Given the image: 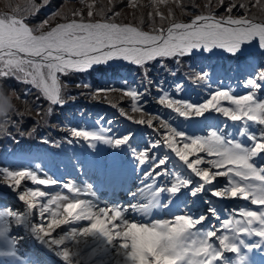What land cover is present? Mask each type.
Wrapping results in <instances>:
<instances>
[{"label": "snow or ice", "instance_id": "snow-or-ice-1", "mask_svg": "<svg viewBox=\"0 0 264 264\" xmlns=\"http://www.w3.org/2000/svg\"><path fill=\"white\" fill-rule=\"evenodd\" d=\"M169 2L150 0L149 7L153 11L148 13L149 20L153 21L155 17L161 21L170 20L167 28L162 24L159 27L153 24L150 31L132 24L113 22L106 16L103 20H94V16L103 15V10L94 12L92 3L87 4V21L82 11L73 10L71 20L59 22L61 12L53 9L45 19L30 26L29 18L38 14L41 7H48L52 0H42V5L29 0L28 17L0 15V105L5 106L4 117L18 112L15 105L5 98L3 82L6 80L15 79L38 90L37 115L43 119L55 111V106L63 109L66 104L64 95L72 100L76 98L69 88L70 81L64 82L62 77L93 71H116L123 67L118 63L120 61L138 66L147 76L151 71L150 62L159 58V68L174 78L175 90L179 89L178 92L183 94L187 90L184 77L175 80L181 63L192 61L190 67L199 63L194 79H210L211 83H215L204 70L212 65L205 62L223 57L228 63L215 69L217 77L236 82L237 87L243 81V89L247 93L241 95L221 85L216 89H207L205 102H193L183 96L173 98L159 80L148 77L149 88L155 85L163 93L157 94L159 104L185 121L208 120L213 114L226 118L215 126L206 124L207 131L201 135L186 134L173 126L171 121H161L162 129H166L162 132L154 127L153 117L146 121L143 118L135 120L136 124L146 123L154 132L161 133L162 139L157 138L151 143V152L161 148L169 150L164 158L157 157L153 161L156 167L152 171L148 166V161L152 159L149 144L144 142V150H140L141 143H133L134 132L131 136L121 132L118 135L122 138H116L111 135V130L104 135L100 131L80 130L79 125L71 127L68 142L79 139L89 146L96 142L113 146L132 144L142 154L137 162L142 165L147 179L155 178L158 183L164 179L163 171L168 170V164L173 161L170 157L174 154L178 160L173 168L183 169L188 178L169 182L166 191L175 197L173 204L176 208L187 207L190 198L192 205L198 202L203 205L205 196L215 198L209 213L203 216L173 214L169 220L144 222L137 220L135 214L129 218L123 206H94L81 198L89 193L72 183L61 185L59 181L38 178L29 170H5L2 173L3 183L13 191L21 187L23 180H29L33 185L55 183L66 189L67 194L50 197L49 192L38 189H26L18 195V199L32 210L33 219L36 215L40 217L41 222L35 225V231L54 250H59L66 262L72 255L67 247L61 248L66 240L73 241L77 246L83 245V248L78 247L81 256L92 253L88 264H233V260L235 264H245L249 258L242 252L264 249V245L246 243L244 239L256 237L264 241V158L255 159L264 154V99L258 95L264 90V20L257 21L246 14L250 7L248 3L216 0V8L225 9L223 16L218 17L210 11L207 15H195L190 22H175L170 19L173 17L170 7L167 17L161 11V6H168ZM172 2L180 6L179 0ZM127 5L133 9L140 7L139 0H127ZM251 6L264 11V0H255ZM238 9L243 10V14L232 15ZM54 20L57 22L53 24ZM166 60L176 67L169 66ZM80 86L77 82V87ZM82 86L86 89L91 87L88 83ZM30 88L25 90L26 94H31ZM9 91L14 98H19L16 89ZM149 94H141L139 90L124 92L131 98V111L137 113L146 110L138 104L143 103V96ZM41 99L50 105L46 112L39 110ZM222 102H227V106ZM111 106L117 107L116 104ZM120 115H125L123 109ZM20 119H23L22 114ZM229 120L232 125L227 123ZM236 122H241V125L235 127ZM7 126L19 127V122H7ZM218 178H224V184H220ZM156 191L160 193L165 189L158 187ZM45 197H49L46 202H39V198ZM226 199L250 202L260 208L228 209L223 204ZM128 208L131 210L132 206ZM211 212L216 215H211ZM225 212L231 215L225 218ZM46 214L45 227L43 221ZM237 215L241 219H236ZM83 221L87 222V226H74L67 234L53 236L61 226ZM212 221H217L215 226ZM203 229L207 230L202 232ZM82 238H91L92 243ZM227 253L233 255L229 257Z\"/></svg>", "mask_w": 264, "mask_h": 264}, {"label": "rangeland", "instance_id": "rangeland-1", "mask_svg": "<svg viewBox=\"0 0 264 264\" xmlns=\"http://www.w3.org/2000/svg\"><path fill=\"white\" fill-rule=\"evenodd\" d=\"M97 1L101 2L98 3ZM33 2L37 5H42V0H33ZM239 2H245L250 5L246 13L250 18L264 20V11H261L259 7L251 6L255 3V0H239ZM88 3L93 4V11L96 13H99L98 7L100 8L102 4L103 6L108 5V10H112V12L106 15V17L110 18L113 22L132 24L141 27L142 30L145 31H150L153 24L156 27H159L161 24L164 26L170 21L169 19L161 21L159 17H155L153 21L149 20L148 13L153 11V9L149 7L150 0H139L140 7L136 9L130 8L127 5V0H110V2L108 0L107 2H104L103 0H52V3L48 7H41L39 13L31 16L28 22L31 26L32 24L42 21L53 9L61 12V17L58 18L59 22L71 20L73 18V10L82 11L84 18L87 21L89 19L87 17ZM179 5L180 6H177V4L170 0L168 6H161V11L167 17L168 8L170 7L173 11V17L170 18L172 20H178L173 18H178L185 13H189L190 6L198 8L197 10H200L199 13H209L211 11L217 16H223L225 12L224 8H216V0H179ZM29 8V0H0V15L15 14L17 16L28 17ZM17 9L19 11H14ZM45 9L47 10L42 12ZM193 14H196V12H193ZM238 14H243V10L238 9L236 12L232 13L234 16ZM104 17L105 16L101 17L100 15H96L92 19L103 20ZM188 17H183L179 20H185L188 19ZM76 19L79 18L77 17ZM141 20H143V23H141ZM56 22L57 21L54 20L53 24ZM192 63L193 62H191V64ZM205 63L212 65V67H205L204 70L215 80V83H211L210 79L208 81H196L194 79V76L200 67V64L196 63L195 67H189L188 69V80L184 79L183 81L187 89L185 93L181 94L178 92L179 89L175 90L173 83H164L163 88L168 90L173 98H181V96H183L184 99L193 102H205V97L208 96L207 89L209 87L216 89L221 85H225L226 88H230L238 94H247L243 89V81H240V87H237L236 82L226 80L223 77H217L215 69L221 65L226 66L228 63L223 57L213 58L211 61ZM139 71L143 72L142 69H139ZM109 72L115 74L121 72V69ZM180 77L181 76L176 78V81H179ZM137 79L139 82H143V85L147 84L143 76H138ZM97 81V84L87 88L90 91L89 93L100 92L103 97V101L101 102L102 106H108L105 100L113 98L114 100L112 104L117 105V110L109 105L111 108L107 110V114L106 112L104 113L105 117L103 111H101L102 114L96 115L93 118V121L90 119L91 113L89 112V114L86 115L87 119H85V121L78 120L75 121V124H68L67 131L66 128H60V133L68 136L69 139L71 127L75 125H79L80 130L100 131L104 135H108L111 130V135L116 138H122L118 133L123 132L131 136L134 132L135 140L133 143H141L140 150H144V142L149 144L148 150L152 155V159L148 161V166H151L149 171H152V169L156 167V164H154L153 161H155L157 157L164 158L166 152L169 150L161 148L157 149L156 152H151V143L157 138L162 139L161 133L154 132L153 129L147 127L146 123L143 125L136 124L135 120L143 118L146 121L148 118L153 117L155 118L154 127L161 129L162 132H166V129H162L161 121H171L173 126L177 127L178 130L193 135L204 134L207 131L205 128L206 124H212L215 126L220 123V121L226 120V118L220 114H213L208 120L201 119L185 121L184 118L178 117L175 113H172L170 109L166 108V106L159 104L157 94L159 93L162 95L163 93L159 91L158 87L154 88L155 90L153 87L149 88V85L141 88L136 87L137 82L135 81L133 83L127 76L125 79H120V82H115V80L111 78L107 83H100L101 80L99 79H97ZM79 83L83 85V83L88 82L81 80ZM169 85L173 86L169 87ZM28 88H30L29 85H27L26 89ZM26 89L21 90L23 95L26 94ZM34 90H36L34 87L30 88L32 94H34ZM128 90H139L141 94L144 92H150L149 95L143 96V103L138 104L139 107L146 110L138 113L131 111V98L124 95V92ZM7 92L4 93L5 98L12 104L17 105L24 103L22 97H20L22 94H20L19 98H14L13 95L8 94ZM258 95L260 99H264V90L260 91ZM126 97L128 98L127 102L122 100V98L125 99ZM208 98H210V96ZM222 103L227 106V102ZM55 109L57 111V108ZM121 109L125 112V115L123 116L120 115ZM29 110L33 112L31 109ZM85 112L88 113L87 110H85ZM101 115H103V118H101ZM227 123L230 125L233 124L230 120L227 121ZM240 125L241 122H236L234 124L235 127H239ZM19 128L20 124L19 127L9 130V135L7 137L12 135L13 138L18 139L23 134L19 131ZM12 131L16 132V134H12ZM68 139H66L64 147L60 150L61 156H56L55 159L52 160H33L18 165L14 163L13 159H11L12 157H15L13 148L11 146H6V152H4V150H2L4 145L0 144V264H53V262L54 264H88L92 255V253L89 252L86 255L81 256V250L79 248H83V245L77 246L73 241L66 240L61 248L67 247L72 255L68 262L64 261L60 256V251L54 250L53 247L46 240L42 239L35 231V225L41 222L40 217L36 215L33 219L32 210L28 209L26 205L18 199L19 193L26 189L47 191L49 192V197L50 195L55 194H67L66 189H63L55 183L47 186L33 185L29 180H23L21 187L16 191H13L3 183L2 173L5 170H29L36 173L38 178H47L54 182L59 181L61 185L64 182L72 183L82 191L89 193L88 196H82L81 198L88 200L94 206H123L124 211L128 212L129 218L135 214L137 220L142 219L144 222L169 220L173 214L203 216L205 213H209V210L212 207V202L215 198L208 196L204 197L206 202L203 205L199 202L196 205H192V199L190 198L187 202V207H175L173 204L175 197L167 193V185L169 182L175 183L177 180L187 179L188 174L183 172V169L177 170L176 168H173V164H176L178 160V158L175 159L174 154L170 157L173 161L168 164V170L163 171V166H161L164 179L158 183L155 178L151 180L147 179L146 174L142 171V165L137 162L141 159L142 154L135 149L132 144L126 143L119 146H113L110 143L96 142L93 146H89L87 143L82 142L79 139H76L75 142H68ZM249 146H251V142H249ZM260 158H264V154H261L260 157L255 159ZM104 161L107 163H103ZM177 167H179L178 164ZM127 174H130L135 181H129L126 188L110 187L109 189H112L115 193L112 196L105 198L102 197V194H104L103 190H105L102 189V187L112 186L108 180L113 182L116 175L125 176ZM218 181L220 184H224L225 182L224 178H218ZM158 187H163L165 191L157 193L156 189ZM97 188L101 189L98 190ZM49 197L39 198V202H46ZM233 203L236 204L235 207L223 204L228 209L241 208L243 210H259L260 208L259 205H251L250 202L240 200H233ZM129 205L132 206L131 210L128 208ZM210 214L216 215L215 212H211ZM230 215V212L224 213L225 218H228ZM235 218L241 219L238 215L235 216ZM47 219L48 216L46 214L43 221L45 227L47 226ZM216 223L217 221H212L213 226H215ZM74 226H87V222H73L71 225L61 226L60 229L55 231L53 236L58 237L62 233L67 234V232L70 231V228ZM197 228L199 229L200 226L198 225ZM206 230L207 229H203L201 231L205 232ZM82 239H87L89 243H92L91 238ZM244 239L246 243L250 241L264 245V241H261L256 237H245ZM112 255L113 257L115 256L114 251ZM226 255L231 257L233 254L227 253ZM242 255L249 258L245 261V264H250V261H253V264H264V249H257L253 252H242ZM233 264H235V260H233Z\"/></svg>", "mask_w": 264, "mask_h": 264}, {"label": "trees", "instance_id": "trees-1", "mask_svg": "<svg viewBox=\"0 0 264 264\" xmlns=\"http://www.w3.org/2000/svg\"><path fill=\"white\" fill-rule=\"evenodd\" d=\"M103 1L107 2V0ZM108 1L110 2V0ZM97 2L100 3L101 1ZM108 7V5L103 6V4L100 6V8L98 7V12L103 10V15H100L101 17L106 16L112 12V10H108ZM197 9L198 8H196L195 6H190L189 13H185L181 17L173 19L179 20L183 17L192 15L193 12L199 13L200 10ZM160 62L161 61L159 58L157 59V61L150 62L149 66L151 67V71L147 73V76L143 75V72L139 71L138 66L131 64H122L123 67L119 68L121 69V72L115 74L110 73L109 71H93L90 74H74L71 77H62V80L64 82L70 81L69 88L71 90L72 96L76 98L72 100L71 97L64 95V92H62V95H64L66 101L63 109L61 110L59 106H55V108H57V111L55 109V111L50 116L45 115L43 119L40 115H37V89L34 90V94L31 93L23 95L21 90L27 88L26 84L17 82V80L15 79L4 81V93L8 91L7 93L12 95L9 89L14 88L16 89L17 93H19V96L20 94H22L20 97H22L24 103L15 105L16 109H18V112L16 114H9L8 117L0 116V125H3V127H0V144L4 145L2 147V150L6 152V146H11L15 155V157H12L11 159H13L14 163L17 165L25 164L26 162L33 160H52L55 159L56 156H61L60 150L64 147L68 136L60 133V128H66L67 131L68 124H75V121L78 120L85 121V119H87L86 115H88L89 112L91 113V121H93V118L96 115L102 114L101 111H103V115L105 112L107 114V110L111 108L109 107V105L111 106L114 100L113 98L106 99L105 101L107 102L108 106H102L101 102L103 101V97L101 96L100 92L89 93L90 91L84 88L82 84L80 87H77V82H80L81 80L87 81L91 86H94V84H97L98 82L97 79L101 80L100 83H107L110 78L115 80V82H120V79H125L127 76L133 83L136 81V87L139 88L149 85L148 77L159 80L162 86L164 83H173L174 78L167 71L159 68ZM165 62L168 63L171 67H176L175 65H172L170 61L166 60ZM191 62L192 61H185L178 66V74L175 77V80L179 76H183L184 79L189 78L187 72ZM138 76H143L147 84L143 85V82H139L137 79ZM152 87L154 89L157 86L153 85ZM93 97H95V99H93ZM127 99V97L125 99L122 98V100H124L125 102H127ZM39 105V110L42 112H46L47 108L50 106L48 102L42 99L39 100ZM29 109L33 110V112H31ZM113 109L117 110L116 108ZM85 110H87L88 113L85 112ZM20 114L23 115L22 120L20 119ZM103 115H101V118H103ZM45 120H47V123H45ZM7 122H19V131L23 134L18 139L13 138L12 135H10V137H7L9 135V130L17 128L8 127ZM58 122H61L63 126L61 127V124ZM33 128L34 130L32 131ZM12 132V134H16V132Z\"/></svg>", "mask_w": 264, "mask_h": 264}, {"label": "water", "instance_id": "water-1", "mask_svg": "<svg viewBox=\"0 0 264 264\" xmlns=\"http://www.w3.org/2000/svg\"><path fill=\"white\" fill-rule=\"evenodd\" d=\"M207 14H209V13H196V14H192V15H190L189 17H188V19H185V20H173V21H175V22H190L191 21V19H194V17H195V15H207ZM219 17V16H218ZM98 20V19H97ZM257 21H260V20H257ZM169 23H170V21L168 22V23H166L165 25H164V27L165 28H167L168 26H169ZM119 64H130V63H128V62H125V61H120V62H118ZM109 181V183L112 185V186H109V187H106V189L105 190H103L104 191V194H102V197H108V196H112L114 193H115V191H113L112 189L110 190L109 188L110 187H123V188H126V185H127V183L129 182V181H135V179H133V177L132 176H130V174H127V175H125V176H122V175H116V178L114 179V181L112 182H110V180H108ZM98 190H100L101 188H97ZM223 203L226 205V206H228V205H230L231 207H235V203H233V200H229V199H226V200H224L223 201Z\"/></svg>", "mask_w": 264, "mask_h": 264}, {"label": "clouds", "instance_id": "clouds-1", "mask_svg": "<svg viewBox=\"0 0 264 264\" xmlns=\"http://www.w3.org/2000/svg\"><path fill=\"white\" fill-rule=\"evenodd\" d=\"M4 111H5V106L4 105H0V116L3 115Z\"/></svg>", "mask_w": 264, "mask_h": 264}, {"label": "bare ground", "instance_id": "bare-ground-1", "mask_svg": "<svg viewBox=\"0 0 264 264\" xmlns=\"http://www.w3.org/2000/svg\"><path fill=\"white\" fill-rule=\"evenodd\" d=\"M102 189H106V186H103Z\"/></svg>", "mask_w": 264, "mask_h": 264}, {"label": "flooded vegetation", "instance_id": "flooded-vegetation-1", "mask_svg": "<svg viewBox=\"0 0 264 264\" xmlns=\"http://www.w3.org/2000/svg\"><path fill=\"white\" fill-rule=\"evenodd\" d=\"M47 9L43 10L42 12L46 11Z\"/></svg>", "mask_w": 264, "mask_h": 264}]
</instances>
